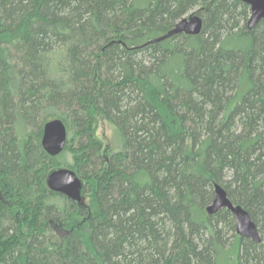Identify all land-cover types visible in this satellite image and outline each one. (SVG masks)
<instances>
[{"label":"trees","instance_id":"16d2710c","mask_svg":"<svg viewBox=\"0 0 264 264\" xmlns=\"http://www.w3.org/2000/svg\"><path fill=\"white\" fill-rule=\"evenodd\" d=\"M249 15L240 0H0V264H218L233 249L264 264V18ZM189 16L198 34L152 42ZM55 118L66 142L49 156ZM59 167L87 202L47 188ZM216 184L259 243L225 247L234 218L205 210Z\"/></svg>","mask_w":264,"mask_h":264},{"label":"water","instance_id":"95a60500","mask_svg":"<svg viewBox=\"0 0 264 264\" xmlns=\"http://www.w3.org/2000/svg\"><path fill=\"white\" fill-rule=\"evenodd\" d=\"M247 4L250 15L247 19V28L251 29L264 18V0H240ZM202 28V19L199 16H189L179 19L167 33L152 39V42L161 41L174 34L184 33L196 35ZM66 142L65 125L60 119H51L44 123L41 136L43 150L49 156L58 155ZM46 186L52 192L63 194L78 203L83 202V183L77 174L66 167L51 170L46 177ZM227 209L235 220V232L241 238H249L259 243L260 236L256 224L251 220L247 211L240 205H234L227 197L225 190L214 185V197L205 208L211 215L221 209Z\"/></svg>","mask_w":264,"mask_h":264},{"label":"rangeland","instance_id":"374dc122","mask_svg":"<svg viewBox=\"0 0 264 264\" xmlns=\"http://www.w3.org/2000/svg\"><path fill=\"white\" fill-rule=\"evenodd\" d=\"M96 135L100 137L103 141L104 146L106 149H109V141L112 139V131L111 128L106 124V122L101 118L98 117V124L96 128ZM66 158H69V154L67 155ZM84 197V196H83ZM84 202H87V199H84ZM225 236L223 237V240L226 239L225 247L230 249L232 248L233 240L235 239V234L234 230H228L226 231ZM218 264H237V255H236V250L233 249L232 251L228 252L226 256L224 255V252L221 253V256L219 257V260L217 262Z\"/></svg>","mask_w":264,"mask_h":264}]
</instances>
